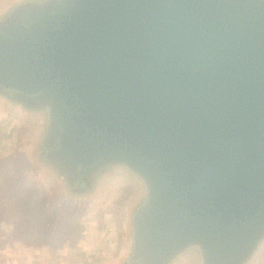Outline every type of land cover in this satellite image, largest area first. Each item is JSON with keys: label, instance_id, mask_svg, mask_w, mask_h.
<instances>
[{"label": "water", "instance_id": "1", "mask_svg": "<svg viewBox=\"0 0 264 264\" xmlns=\"http://www.w3.org/2000/svg\"><path fill=\"white\" fill-rule=\"evenodd\" d=\"M2 7L0 102L44 122L24 163L45 161L46 180L75 193L135 180L125 264H251L264 251V0Z\"/></svg>", "mask_w": 264, "mask_h": 264}, {"label": "rangeland", "instance_id": "2", "mask_svg": "<svg viewBox=\"0 0 264 264\" xmlns=\"http://www.w3.org/2000/svg\"><path fill=\"white\" fill-rule=\"evenodd\" d=\"M7 2L0 0V9ZM29 112L0 102V264H125L139 185L118 172L97 178L79 193L65 179L61 188L54 174L46 180L40 159L24 163L40 146L44 128L43 121L30 120ZM9 189L40 205L39 213L14 211L27 206L13 203ZM60 194L75 202H57ZM256 253L251 264H264V251Z\"/></svg>", "mask_w": 264, "mask_h": 264}, {"label": "trees", "instance_id": "3", "mask_svg": "<svg viewBox=\"0 0 264 264\" xmlns=\"http://www.w3.org/2000/svg\"><path fill=\"white\" fill-rule=\"evenodd\" d=\"M12 186H15V184H13ZM12 191H13V189H12ZM6 192H7L6 195H8L7 197L9 199L11 198L13 203H15V202L20 203L22 201L27 206L26 208L21 209L20 206L18 205L15 208L16 210H14V211H20V213L26 214V216L28 215V216H33V217L39 213L38 210L41 208L40 205H37L36 203H34L31 198L26 197L25 195L17 194V193L12 194L11 189H9ZM49 212H50V210H49ZM47 219L51 220L53 218H51L50 215H47Z\"/></svg>", "mask_w": 264, "mask_h": 264}]
</instances>
